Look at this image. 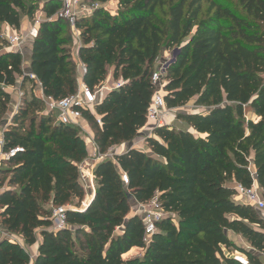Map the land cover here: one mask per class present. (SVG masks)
I'll return each instance as SVG.
<instances>
[{
    "label": "trees",
    "instance_id": "1",
    "mask_svg": "<svg viewBox=\"0 0 264 264\" xmlns=\"http://www.w3.org/2000/svg\"><path fill=\"white\" fill-rule=\"evenodd\" d=\"M86 1L100 6L75 24L82 82L94 91L112 70L119 83L94 105L95 114L81 109L97 153L130 143L146 125L151 76L163 50L179 48L163 75L166 108L195 98L205 110L177 114L192 131L154 127L145 140L150 153L131 147L100 160L94 198L75 211L86 196L79 171L88 156L84 140L52 114H36L42 99L24 100L3 132V149L22 151L1 162L0 226L28 245L41 229L33 264H263L264 218L235 198V187L255 182L264 197V0H236L239 13L223 0ZM110 2L118 10L105 9ZM60 7L44 1L30 53V72L44 97L55 100L78 90L74 39L57 16ZM36 9L33 0H0V49L2 27L19 30ZM22 62L18 51L0 52V122L11 101L6 87L35 82ZM247 110L257 119L245 117ZM154 198L166 215L145 243L133 204ZM47 204L68 207L66 228L49 229ZM228 232L248 244L241 251L246 262L224 251L234 247ZM0 264H29V254L0 235Z\"/></svg>",
    "mask_w": 264,
    "mask_h": 264
},
{
    "label": "built area",
    "instance_id": "2",
    "mask_svg": "<svg viewBox=\"0 0 264 264\" xmlns=\"http://www.w3.org/2000/svg\"><path fill=\"white\" fill-rule=\"evenodd\" d=\"M35 2H41V6L34 14L33 23L30 29L25 33H19L17 31H4L1 33L2 38L5 39L6 44L0 49V52L3 50H13L23 53L22 43L25 38H35L38 33L39 25L41 21L44 19V15L42 12V7L44 5L43 0H33ZM61 3V7L57 13V16L67 21L69 26L72 28L74 36L79 39V31L76 29L75 24L76 21L81 16H90L94 10L100 6L99 3H88L86 0H58ZM172 62H166L165 67H161V65L157 66L155 71L151 76V82L155 86V92L153 94L152 100L147 108L146 113V124H150L152 127L162 126V125H170V122L166 120V105L164 102V80L163 75L166 72L167 66ZM80 75L83 77L86 69L82 64L80 68ZM28 76L29 79L35 80V82L41 86V84L36 80L35 76L32 73H24ZM119 87V83L116 82L114 88ZM24 92L19 91L18 95L21 98ZM44 101L46 106L47 114H52L56 118L57 122L63 126H69L72 128H82V113L81 109H93L94 105L101 100L97 97L93 91L88 88L84 83H82L75 94H72L68 97L63 99L55 100L52 98H41ZM97 122H100V118L96 115ZM96 148V146H95ZM22 151L20 147L11 148L9 150L3 149V138L0 139V163L8 161L11 157H13L16 153ZM115 152H109L107 154H96L94 162L90 165L88 169V174L85 175V169L79 166L81 181L85 191H90L93 193L95 191V177L93 174L94 167L96 164L108 157L113 158ZM90 170V171H89ZM121 180L124 184L128 183V177L125 172H121ZM236 195L235 198L240 200L241 202L251 206L255 210H262L264 209V197L260 195L258 192V186L254 182L251 187H243L241 185H237L235 187ZM87 195V194H86ZM81 202V205L75 211H82L84 210L87 205H85V200ZM152 208L150 210H145L144 206V216L142 220L145 224V238L144 241L147 243L151 235L155 232V224L159 221L162 217L166 215V213L159 207V204L154 198L150 201ZM68 207L66 206H58L52 207L51 213L49 216L51 225L49 227L52 231H59L67 227L66 221V212Z\"/></svg>",
    "mask_w": 264,
    "mask_h": 264
},
{
    "label": "crops",
    "instance_id": "3",
    "mask_svg": "<svg viewBox=\"0 0 264 264\" xmlns=\"http://www.w3.org/2000/svg\"><path fill=\"white\" fill-rule=\"evenodd\" d=\"M32 23H33V19H29L27 17H23L22 20H21V25H20L19 30H14L13 28L5 25V26L2 27L1 33L4 32L5 30L6 31L8 30V31H17L19 33H25L26 34V32L32 26ZM73 39H74V42H73L74 43V47L71 46V50H72L71 53H72V59L77 65L78 87H79L83 83L82 82V76L80 75V72H79L80 68L82 66V63H81V61H80V59L78 57V51H77L78 47H79V44H80V39H77L75 36H73ZM31 43H32V38H30V37L25 38L23 43H22V47H23L22 70H23L24 73H31L30 72ZM177 52H178V50H177ZM162 54H163V52L161 53V55ZM158 65L159 64H157V66ZM115 83H116V81L112 77V70H111V71H109L107 77L105 78V80L102 82V84L99 87L100 88L99 92L101 93V99L106 95V93L109 90L114 88ZM32 85H35V88H36L35 94L37 95V97H39L40 99L42 97H44V95L42 93L41 86H39L36 82H32V83L31 82H27L23 87H21L20 79H19V83H18L17 86H15V87H6V90L11 94V101L9 103V108H8L7 113L5 114L3 120L0 122V128H1L0 130L1 131L4 132V130L7 129L8 125L11 124L12 118H13V116L15 114V110H16L15 108L17 107V105L19 103L18 102V98H19L18 92L21 91V92L26 93V92L30 91V87H32ZM91 111L95 114L94 108L91 109ZM83 123H84V126H86V129L88 131H90V137L92 139V140H85L84 141V144L86 146V150H87V153H88V156H87L86 160L87 161L88 160L92 161L91 162V164H92L94 162L95 154H96V148H95V144H94V141H93V132L91 131L89 125L86 123V121L84 119L82 120V125H83ZM187 127H188L187 129L189 131H192L190 126H187ZM153 128L154 127H152L150 124H146L143 128H141L139 130V133H138V135L143 137L142 140H132L130 143H126V144H122V145H119V146L112 147L110 149V151L111 152H115V153H121V152H124L126 150V147L127 148L135 147V148L143 150L146 153H150L151 151H150L149 147L146 145L145 140L147 138V135H151V136L153 135L152 134ZM1 137L3 138V133L1 135ZM85 170L84 171L88 174V169H85ZM95 191H96V185H95ZM136 205L140 206V208H139L140 210L144 206V205H141V204H133L134 207ZM52 207L53 206L51 204H47L46 205V208H48L50 211H51ZM144 207H146V206H144ZM0 232L3 233V235H2L3 238H8L9 241H10V239L14 240L16 243H18L20 246H22L24 248V250L29 254V264H33L34 263L37 255H38V247H39V244L41 242V236H40L41 229L40 228L36 230L37 241H36V243H34L32 245L26 244L25 241L22 239V237L19 236V235H18L17 239H12V236H11L12 233L8 232L4 228H2V229L0 228ZM228 236H229L230 239H232V238L235 239V238H238V237L240 239H242L241 236L236 235L233 232H228ZM141 253L142 252H138L137 255H140Z\"/></svg>",
    "mask_w": 264,
    "mask_h": 264
},
{
    "label": "rangeland",
    "instance_id": "4",
    "mask_svg": "<svg viewBox=\"0 0 264 264\" xmlns=\"http://www.w3.org/2000/svg\"><path fill=\"white\" fill-rule=\"evenodd\" d=\"M44 1V0H43ZM223 1H226L227 3H229L234 9L237 10V12L239 13L240 12V8L237 4V1L236 0H223ZM41 2H38L37 3V9L40 8L41 6ZM204 6H206L204 4ZM105 9L109 10L110 12H115L116 10H118V5L115 3V2H110L108 4H105L104 5ZM36 9V11H37ZM166 10V8H165ZM35 11V12H36ZM34 17V16H33ZM66 28H69V27H66ZM70 30L72 32V36H74L73 34V31H72V28L70 27ZM72 47H74V43L72 44ZM177 50H179V48L175 47V48H172V49H169V50H163V54L159 55L158 57V60L156 62V66L157 64H159V66L161 65V67H165L166 66V62H170V60H172L175 56V54L177 53ZM72 51V50H71ZM99 89L100 88H96L93 93L100 98L101 96V93L99 92ZM35 91H36V88H35V85H32V87H30V91L26 92L23 94V96L20 98H18V105L17 107L15 108V114L18 112V110L22 107L23 105V102L24 100H31V98H38L40 99L39 97H37V95L35 94ZM194 99L190 100L188 103H186L185 105L181 106V107H178V108H175V109H168L166 110V120L167 122H170V125L171 126H174L176 129H187L188 125L181 121L180 119L177 118V114L179 112H182V113H193V112H203L205 109L201 106H195L194 105ZM17 104V103H16ZM36 114L38 115H47V112H46V106L45 104L43 105V108L42 109H37L34 111ZM53 118L55 119V122L57 123V120L56 118L54 117V115H52ZM245 117H251L253 118L254 120H256L257 118L252 114V112L250 110H247L245 112ZM10 125V124H9ZM8 125V126H9ZM84 127V128H83ZM1 129V128H0ZM3 131L0 130V139L2 138L1 135ZM77 132L79 134V136L85 141V140H92L91 137H90V131H88L86 129V126H84V123L82 125V128H78L77 129ZM148 136H151V135H147ZM143 137L140 136V135H137L133 140H142ZM91 162L90 160H83L79 166L80 167H83V169H89L90 165H91ZM0 166H2V164L0 163ZM86 171V170H85ZM85 175H86V172H85ZM5 186H8L7 184H5ZM258 192L260 193V195H262L263 191L258 187ZM145 208V210H150L152 208V205L150 202H148L147 204H143ZM140 206L139 205H136L134 208H133V212L135 213H138L139 215L141 216H144V208L142 207L141 210L139 209ZM260 214L263 216L264 218V209L262 210H259ZM0 228L2 229V227L0 226ZM0 235L2 236L3 233L0 232ZM12 239H17L18 238V235L17 234H12ZM5 237V236H4ZM233 242H234V247H232L231 249H224V251L226 252V254L228 256H231V257H234V258H238L240 260H243L246 262V257L245 255L241 252L243 250H250L248 244L245 242V240L243 239H240L239 237L238 238H235V239H231ZM11 242H15L14 240H11ZM263 260V264H264V257L262 258Z\"/></svg>",
    "mask_w": 264,
    "mask_h": 264
},
{
    "label": "water",
    "instance_id": "5",
    "mask_svg": "<svg viewBox=\"0 0 264 264\" xmlns=\"http://www.w3.org/2000/svg\"><path fill=\"white\" fill-rule=\"evenodd\" d=\"M175 57H176V55H175ZM175 57L173 58L172 61L175 60ZM182 114H185V113H182ZM186 114H187V113H186ZM126 149H128V148L126 147ZM121 153H122V152H121ZM121 153H114V155L121 154ZM95 193H96V191H94L93 193H91L90 191H87V192H86V194H87V198H86V200H85V205H88V204L91 202V200L94 198ZM133 201H134V200H133Z\"/></svg>",
    "mask_w": 264,
    "mask_h": 264
}]
</instances>
